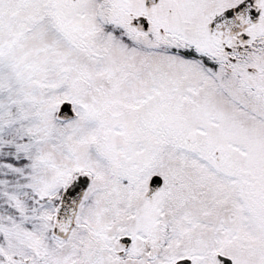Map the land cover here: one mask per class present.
<instances>
[{"label": "snow or ice", "instance_id": "obj_1", "mask_svg": "<svg viewBox=\"0 0 264 264\" xmlns=\"http://www.w3.org/2000/svg\"><path fill=\"white\" fill-rule=\"evenodd\" d=\"M0 264H264V0H0Z\"/></svg>", "mask_w": 264, "mask_h": 264}]
</instances>
